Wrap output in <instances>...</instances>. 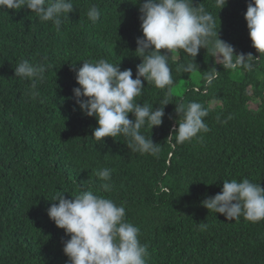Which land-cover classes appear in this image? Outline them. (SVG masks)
I'll list each match as a JSON object with an SVG mask.
<instances>
[{"label": "trees", "instance_id": "16d2710c", "mask_svg": "<svg viewBox=\"0 0 264 264\" xmlns=\"http://www.w3.org/2000/svg\"><path fill=\"white\" fill-rule=\"evenodd\" d=\"M71 2L74 10L59 31L28 9L0 10V264H70L63 252L70 236L47 212L58 204L57 194L72 199L83 190L125 207L126 222L139 228L147 247L146 264H264V220L229 221L202 206L224 181L247 178L264 188V54L249 37L245 14L251 0H228L222 10L216 0H193L212 14L218 38L234 54L255 58L251 71L225 69L204 48L196 58L182 49L161 50L170 56L173 84L159 89L141 78L144 91L136 103L155 109L168 102L162 125L140 130L160 145L156 156L132 151L124 136L94 141L97 120L83 114L73 92L83 61L104 58L136 78L144 0ZM92 5L100 10L95 23L86 15ZM25 59L46 66L35 88L32 80L15 76ZM190 62L196 71L178 70ZM213 68L220 74L206 87L204 74ZM193 101L208 110L210 130L173 147L175 139L167 138L183 119L176 106ZM102 168L112 170L110 181L96 175Z\"/></svg>", "mask_w": 264, "mask_h": 264}, {"label": "clouds", "instance_id": "9594fccd", "mask_svg": "<svg viewBox=\"0 0 264 264\" xmlns=\"http://www.w3.org/2000/svg\"><path fill=\"white\" fill-rule=\"evenodd\" d=\"M139 2V0H138ZM228 0H216L222 10ZM28 9L35 13L41 22H51L57 31L61 29L74 5L71 0H0V10ZM3 12V11H0ZM142 38H138L136 57L142 59L137 66L136 78L131 69L121 71L107 59L95 62L83 61L76 70V82L79 87L73 89L74 96L81 111L87 117H95L98 126L93 130L92 138L98 144L104 138L124 136L129 138L128 147L142 154L158 155L160 145L141 133L147 126L151 130L162 125L164 108L153 109L147 104H139L135 99L143 94L142 82H152L159 89H166L173 84L168 61L170 56L162 54L182 49L189 56L196 58L201 48L211 52L216 63L225 69L236 71L253 69L251 54H234L233 46L218 38L215 30V18L203 8L193 6V0H144L140 6ZM88 19L95 23L100 18V10L92 5L86 13ZM252 47L264 54V0H251L245 14ZM214 38V39H213ZM212 47L208 49V45ZM75 70V68H74ZM178 70L192 73L197 70L193 62L179 65ZM46 66L32 64L22 60L15 67V76L33 81L42 80ZM213 68L204 74L205 85L211 86L219 76ZM38 93L33 92L35 97ZM81 97L86 99H80ZM176 112L183 114L178 129L167 138L175 139L176 144L191 142L200 138L198 134L210 129L204 122L208 110L199 102H189L176 106ZM134 119H129V114ZM112 170L102 168L96 175L110 181ZM108 191L110 185H103ZM166 191V189H165ZM73 197V196H72ZM47 215L58 229H63L70 239L64 242L63 252L70 264H146L147 247L138 239L139 228L125 220V207L110 198L83 190L72 199H65L57 194ZM207 210L225 216L229 221L241 216L249 222L264 220V188L259 183L244 178L224 181L222 191L202 201ZM202 227L206 225L202 224Z\"/></svg>", "mask_w": 264, "mask_h": 264}, {"label": "rangeland", "instance_id": "374dc122", "mask_svg": "<svg viewBox=\"0 0 264 264\" xmlns=\"http://www.w3.org/2000/svg\"><path fill=\"white\" fill-rule=\"evenodd\" d=\"M193 82L196 84V85H199V78L197 76H194L193 77ZM178 87V86H177ZM174 92L177 94V95H182L184 93V88L182 87L181 89H175ZM211 107H214L216 105V103H210ZM249 107L251 109H256L257 107V102H252L249 104Z\"/></svg>", "mask_w": 264, "mask_h": 264}]
</instances>
